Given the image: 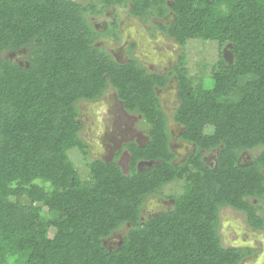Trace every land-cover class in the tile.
<instances>
[{"label": "trees", "instance_id": "1", "mask_svg": "<svg viewBox=\"0 0 264 264\" xmlns=\"http://www.w3.org/2000/svg\"><path fill=\"white\" fill-rule=\"evenodd\" d=\"M134 1L139 15L153 4L158 15L167 10ZM170 1L175 17L163 29L182 48L189 39L231 44V61L220 53L212 65L211 86L188 75L184 51V69L168 75L133 57L115 61L75 0H0V264H238L247 251L221 243L220 209L264 229V210L251 203L264 201V0ZM22 49L23 63L3 57ZM171 74L179 98L172 118L193 146L179 164L156 91ZM109 88L140 115L148 139L124 144L127 173L115 158L93 159L82 178L67 154L88 153L79 103ZM214 150L210 166L204 156ZM246 151L256 154L240 163ZM177 180L172 208L142 219L147 197ZM125 224L120 243L108 246Z\"/></svg>", "mask_w": 264, "mask_h": 264}, {"label": "rangeland", "instance_id": "2", "mask_svg": "<svg viewBox=\"0 0 264 264\" xmlns=\"http://www.w3.org/2000/svg\"><path fill=\"white\" fill-rule=\"evenodd\" d=\"M164 40L166 43H171V39L169 38H165ZM168 46H166L163 51L155 50L154 53L151 51L150 54L152 55L146 53V57L152 60V62L155 63V66L159 68H164L166 64L167 67H172L176 63L175 59L178 54L181 51H184V65L188 75L195 80L201 79L204 86H211L210 70L212 65L216 64L219 54L223 52L226 45L220 47L214 41L189 39L184 48L177 46L176 49H171V47ZM25 54L26 50L22 49L19 53H4L3 57L11 59L17 63H23L22 59ZM145 60L147 59L144 58V61ZM154 60H158V62H155ZM149 66L152 67L151 64H149ZM157 92L160 97L161 105L164 104L167 107L173 105L174 91L172 89H158ZM79 105V123L82 125L79 136L84 142L87 141L85 143L87 144L88 153H90V155L84 157L76 148L68 150L67 154L81 177H88L86 163L89 160L96 158L105 161L115 158L116 163L120 166L121 170L124 173H127L129 170L128 152L126 149H121L120 145L131 138H142L143 136L146 140L147 125L145 122L142 121L140 115L128 113L124 109L121 101L116 98L115 92L112 88L107 89L100 99L88 102L81 101ZM206 132H210V128L207 127ZM118 150L121 151L116 154ZM252 154H256V151L247 152L244 155L243 160L248 161ZM205 158L208 161L212 160L213 156L212 154L210 155L207 153ZM182 185V180L169 182L161 189L163 197L147 199L141 211L142 219L155 216L158 213L163 212V209H170L173 200H168L167 196L180 193L182 191ZM221 215V233L223 242H225L226 239H229L230 241L238 239L243 242L251 241L253 243L251 235L254 234V232L246 225L244 218L240 214L235 211L233 212L232 210L224 209L222 210ZM127 229L128 224L123 225V227L113 232L106 242L116 245L126 233ZM52 232V230L49 231L50 234H52ZM256 234H258V236L262 235L260 238L264 241L263 231L257 232ZM255 261L259 264H264V253L263 255L260 253L259 258L253 260V262ZM250 263L251 262L248 260L244 261L242 264Z\"/></svg>", "mask_w": 264, "mask_h": 264}, {"label": "flooded vegetation", "instance_id": "3", "mask_svg": "<svg viewBox=\"0 0 264 264\" xmlns=\"http://www.w3.org/2000/svg\"><path fill=\"white\" fill-rule=\"evenodd\" d=\"M75 1L79 2L82 5L83 16L85 20L87 21L89 27L98 34V37L96 39V45L98 44L97 46H102L113 58H115V60L123 61L132 55L137 56V58L139 59L140 54L146 51L147 53H151L152 51L151 49H153L154 51L155 50L163 51V49H165L166 46L168 45H169L168 47H171V49H176L177 46H180L172 37L167 35L163 29V27L165 25L170 24L175 17L171 10L172 2L170 0H158L159 4L165 3L167 7V10H165V12L162 15H158L155 13L156 7L154 6V4L149 5L150 7L148 6L144 11L146 13L142 15L134 13L133 2H137L134 0H75ZM165 38L171 39V43L164 42ZM181 52L178 54L177 58L175 59L176 63L172 67H167L166 64L163 69L160 68L158 70L157 68V70L155 71L161 73L162 75H168V73H171L179 65ZM150 68L152 69L154 67H150ZM178 68L180 70L184 69L183 66H178ZM165 88H170L174 91L173 92L174 100L172 101L173 105L167 107L164 104H162L161 107L165 111L168 117L167 126L171 134L169 139V147L176 154V157L173 159V161L175 164H179L186 159L187 155L192 151L193 146L190 143H187L180 138L182 127L179 124L175 123L172 118V113L174 109L177 107L179 101L178 83L175 74L170 75V78L164 87L156 88V89L158 90ZM79 109H80V105H79ZM147 139H148L147 135H146V140L143 136L142 138L140 137L131 138L128 141L123 142V144H121L120 147L121 149H126L124 147V144L128 142H134L136 144L142 145L147 141ZM120 151L121 150H118L116 154L120 153ZM247 152L250 151H246L240 156L239 159L240 163H247L250 161V158L248 161L243 160V157ZM209 154L210 155L212 154L213 159L206 161L211 166L213 164L214 155H216V150L212 151ZM88 155H90V153H87V156ZM129 158L130 155L128 152V160ZM96 159H100V158H96ZM148 165L149 163L145 161H140L137 164V166L140 168L147 167ZM161 197L163 196H161L160 194H151L147 197V199L161 198ZM167 199L173 200L171 198H167ZM172 202L174 203V201ZM251 203L252 204L258 203L260 205L259 207H255V210H264V201L251 199ZM170 209H163V210H170ZM224 209L232 210L234 212V209L230 207H222L220 209L218 232L221 236V243L225 247H233L236 249L247 251V254H245V256L241 258L238 264H242L244 261H248V260L249 262H251L250 264H259L257 261L253 262V260L259 258L260 253H262L263 255L264 241L262 240V238H260L262 235L258 236V234L256 233L260 231L264 232V229L257 230L246 223V225L250 227L255 234V235L254 234L251 235L252 236L251 240L253 241V243L251 241L243 242L238 239L234 241H230L229 239H226V241L223 242L222 233H221V217H222L221 212ZM235 212L240 214L244 218L242 213L238 211ZM107 244L108 246L118 245V243L116 245H112L110 243Z\"/></svg>", "mask_w": 264, "mask_h": 264}, {"label": "crops", "instance_id": "4", "mask_svg": "<svg viewBox=\"0 0 264 264\" xmlns=\"http://www.w3.org/2000/svg\"><path fill=\"white\" fill-rule=\"evenodd\" d=\"M150 50V49H149ZM152 50V53H154L155 51H153V49H151ZM146 53H147V51L146 52H144V53H142V54H140L139 55V59L137 58V56H130V57H133V58H135L136 59V61L138 62V64L140 65V66H142L143 68H145L147 71H150V72H154V73H159V72H157V71H155V70H157V68H158V70L160 69L159 67H157V66H155V63H153L152 62V60H150L148 57H146ZM149 55H151L150 53H148ZM148 56V55H147ZM129 57V58H130ZM129 58H126L125 60H123V61H118V60H115V58H114V60L115 61H117V62H119V63H125ZM144 58H146L147 60H145L144 61ZM159 60V59H158ZM158 60H154L155 62H158ZM149 64H151V66L152 67H154V68H156V69H154V68H150V66H149ZM161 69H163V68H161ZM159 74H161V73H159ZM156 91H157V89H156ZM115 92V91H114ZM157 95H158V92H157ZM115 96H116V98H117V95H116V93H115ZM159 96V95H158ZM100 99V98H99ZM160 99V98H159ZM98 100V99H97ZM94 101H96V100H94ZM88 102V101H87ZM122 103V102H121ZM123 105V104H122Z\"/></svg>", "mask_w": 264, "mask_h": 264}, {"label": "water", "instance_id": "5", "mask_svg": "<svg viewBox=\"0 0 264 264\" xmlns=\"http://www.w3.org/2000/svg\"><path fill=\"white\" fill-rule=\"evenodd\" d=\"M230 47H231V44L230 43L226 44V46L224 47L223 52H222V57L225 60H227V61H231V59H232V54H231V52L229 50ZM119 243L120 242H118V244Z\"/></svg>", "mask_w": 264, "mask_h": 264}]
</instances>
